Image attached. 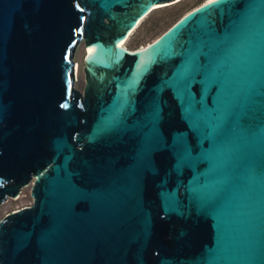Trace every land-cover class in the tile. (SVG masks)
Segmentation results:
<instances>
[{
    "label": "water",
    "instance_id": "obj_1",
    "mask_svg": "<svg viewBox=\"0 0 264 264\" xmlns=\"http://www.w3.org/2000/svg\"><path fill=\"white\" fill-rule=\"evenodd\" d=\"M172 2L0 0V264H264V0Z\"/></svg>",
    "mask_w": 264,
    "mask_h": 264
},
{
    "label": "rangeland",
    "instance_id": "obj_2",
    "mask_svg": "<svg viewBox=\"0 0 264 264\" xmlns=\"http://www.w3.org/2000/svg\"><path fill=\"white\" fill-rule=\"evenodd\" d=\"M207 0H181L176 4L158 8L147 15L132 32L130 37L124 43V48L129 51L145 48L156 40L167 27L184 14L203 4ZM164 6V5H163ZM83 44H80L74 54V62L78 66L77 81L75 88L82 91L85 85L83 74V59L85 56ZM33 180L27 186L21 189L16 199H7L0 205V220L9 213L28 208L33 204L31 198V188Z\"/></svg>",
    "mask_w": 264,
    "mask_h": 264
},
{
    "label": "bare ground",
    "instance_id": "obj_3",
    "mask_svg": "<svg viewBox=\"0 0 264 264\" xmlns=\"http://www.w3.org/2000/svg\"><path fill=\"white\" fill-rule=\"evenodd\" d=\"M178 1V0H177ZM179 1H181V0H179ZM176 2V1H175ZM175 2H172V3H170V4H174ZM204 3H209V0H207L206 2H204ZM167 5H169V4H167ZM163 6V5H162ZM161 7V6H160ZM158 7H154V8H152V9H157ZM153 10V11H154ZM132 33H130L129 35H128V37L126 38V40L124 41V42H121L120 44H119V47H121V48H123V49H125L124 48V43L127 41V39L130 37V35H131ZM150 45V44H149ZM149 45H147L145 48H142V49H139V50H134V51H137V52H143V51H145V49L149 46ZM125 50H127V49H125ZM127 51H129V50H127ZM134 51H129V52H134ZM87 52H88V50H87ZM85 55H86V53H85ZM75 72H76V80H77V73H78V66H75Z\"/></svg>",
    "mask_w": 264,
    "mask_h": 264
},
{
    "label": "trees",
    "instance_id": "obj_4",
    "mask_svg": "<svg viewBox=\"0 0 264 264\" xmlns=\"http://www.w3.org/2000/svg\"><path fill=\"white\" fill-rule=\"evenodd\" d=\"M180 18H181V17H178L176 20H173V22L167 27V29H168L170 26H172V25H173L178 19H180ZM167 29H166V30H167ZM166 30H165V31H166ZM165 31H164V32H165Z\"/></svg>",
    "mask_w": 264,
    "mask_h": 264
},
{
    "label": "flooded vegetation",
    "instance_id": "obj_5",
    "mask_svg": "<svg viewBox=\"0 0 264 264\" xmlns=\"http://www.w3.org/2000/svg\"><path fill=\"white\" fill-rule=\"evenodd\" d=\"M77 81V80H76Z\"/></svg>",
    "mask_w": 264,
    "mask_h": 264
}]
</instances>
